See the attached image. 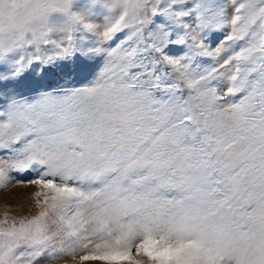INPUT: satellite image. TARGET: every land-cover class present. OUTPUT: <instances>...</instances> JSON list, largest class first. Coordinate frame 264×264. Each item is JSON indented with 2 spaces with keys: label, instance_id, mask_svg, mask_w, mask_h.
Listing matches in <instances>:
<instances>
[{
  "label": "snow or ice",
  "instance_id": "1",
  "mask_svg": "<svg viewBox=\"0 0 264 264\" xmlns=\"http://www.w3.org/2000/svg\"><path fill=\"white\" fill-rule=\"evenodd\" d=\"M0 86V264H264V0H0Z\"/></svg>",
  "mask_w": 264,
  "mask_h": 264
},
{
  "label": "rangeland",
  "instance_id": "2",
  "mask_svg": "<svg viewBox=\"0 0 264 264\" xmlns=\"http://www.w3.org/2000/svg\"><path fill=\"white\" fill-rule=\"evenodd\" d=\"M90 3L91 0H77L78 7H87ZM228 10L231 12V5H229ZM157 20H159V17H157ZM216 39H219V35ZM101 67L102 61L100 59L89 62L80 56H76L73 61L63 63L56 67L55 70H50L43 83L46 88H67L71 91L76 87L90 83L98 75ZM25 78L24 85L18 87L16 92L29 97L34 96L36 94V85L32 83L30 73L26 72ZM0 89L6 91L8 97L14 94L11 90L5 89L3 86H0ZM7 102V100H0V109L5 108ZM28 175L25 174V176L19 178L25 179ZM38 190V187L34 185L24 186L18 184L11 185L7 190H0V219H3L6 213L9 218L16 219L35 215L38 207L34 194ZM81 254L77 252L76 256ZM50 264H80V262L74 256L66 255L61 259L51 261ZM86 264H102V262L88 261Z\"/></svg>",
  "mask_w": 264,
  "mask_h": 264
}]
</instances>
